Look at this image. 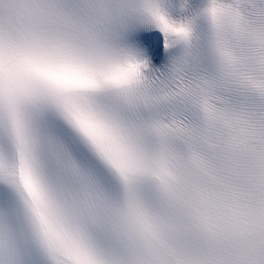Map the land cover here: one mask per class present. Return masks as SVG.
Instances as JSON below:
<instances>
[{
	"label": "snow or ice",
	"instance_id": "snow-or-ice-1",
	"mask_svg": "<svg viewBox=\"0 0 264 264\" xmlns=\"http://www.w3.org/2000/svg\"><path fill=\"white\" fill-rule=\"evenodd\" d=\"M0 264H264V0H0Z\"/></svg>",
	"mask_w": 264,
	"mask_h": 264
}]
</instances>
